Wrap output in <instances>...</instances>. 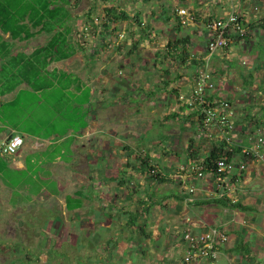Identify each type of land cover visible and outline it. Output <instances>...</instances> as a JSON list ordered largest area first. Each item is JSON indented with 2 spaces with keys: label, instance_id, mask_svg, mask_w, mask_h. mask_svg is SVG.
Returning <instances> with one entry per match:
<instances>
[{
  "label": "crops",
  "instance_id": "obj_1",
  "mask_svg": "<svg viewBox=\"0 0 264 264\" xmlns=\"http://www.w3.org/2000/svg\"><path fill=\"white\" fill-rule=\"evenodd\" d=\"M76 1L67 4L70 17L64 23L63 28H68L65 36L64 32H59L62 29L51 31L44 23L33 27L28 19L22 22L28 33L11 36L9 31L0 29V142L16 134L23 138L22 146L14 154L0 155V204L22 207L25 201L39 200V192L56 194L58 189H50V186L81 182L85 175L78 167L92 172V163L107 156V126L103 121V129L100 126L98 129L94 120L97 114L100 118L106 116L108 78L117 74L115 64L120 68L119 73L125 68L135 67L136 70L137 65L130 60L136 51H143L154 69L161 70L159 62L168 68L178 64L175 75L161 70L168 75L162 76L158 85L148 81L156 90L162 89L168 108L163 115L175 114L174 119L179 122L176 128H171L165 127L168 122L163 120L165 145L174 148V144L170 145L173 136L186 137L189 145L181 148L185 155L183 160L175 152V161H168L165 173L170 180L164 184L170 185L164 193H152L153 197L156 195V209H150L154 214L151 211L150 216L143 217L142 224L137 218L133 225L145 234L147 229L145 237L151 240L144 246L139 245L140 236H136L134 243L139 250L132 248L128 258L134 257L132 264H144L139 261L143 260L141 257L148 258L147 264H178L189 254L184 233L198 235L217 228L226 234V242L217 247L215 257L194 261L195 264H264V146L259 147L260 158H247L241 153L244 148H255V137L250 133L261 123L257 125L258 119L244 120L237 113L238 99L224 82L220 83L231 72V63L243 51L247 40L253 38L251 49L258 43L264 46V0H117L116 6L102 3V12L106 15L112 7L117 9H113L115 16L119 12L125 14L124 18L115 20L111 13L110 18L97 19L86 18L83 12L76 14L79 7ZM178 8L187 10L193 20L182 25L183 16L176 12ZM232 12L242 17L249 34L244 40L232 38L226 48L211 54L220 60L217 63L205 50L210 38L209 23L211 19L226 18ZM56 20L50 18L45 23L50 26L57 23ZM100 21L103 23L98 26ZM85 23L90 24V30ZM128 25L133 37L127 34ZM62 37L66 43L46 49L52 40ZM129 38L133 40L127 43ZM65 53L68 55L62 57ZM112 54L116 56L113 60ZM203 63L208 64L215 82L220 83V86L216 84L213 94L227 100L235 111L227 156L237 166L244 164L245 168L237 167L225 176L209 171L203 172L202 177L196 176L193 168L224 134L220 126L206 132L198 116L179 99L190 95L197 67ZM190 65L194 70H189ZM218 65L220 68H215ZM115 78L118 80L117 76ZM148 81L142 83L148 84ZM118 82L120 85L121 81ZM119 85L115 88V104H123L131 97L141 99L130 94L134 89L122 96L117 91L123 85ZM153 91L146 93L154 96ZM158 99L159 95L157 100L155 97L151 101L153 105L161 101ZM93 131L99 135L103 148L92 147ZM189 150L195 155L189 156ZM88 175L93 177L92 173ZM189 187L193 191L190 192ZM160 203L164 210L158 208ZM119 259H115L117 264Z\"/></svg>",
  "mask_w": 264,
  "mask_h": 264
},
{
  "label": "rangeland",
  "instance_id": "obj_2",
  "mask_svg": "<svg viewBox=\"0 0 264 264\" xmlns=\"http://www.w3.org/2000/svg\"><path fill=\"white\" fill-rule=\"evenodd\" d=\"M76 2L79 4L76 14L83 12L86 18L90 16L89 19L112 17L109 14L113 13V10L108 15L102 12V3L107 2L108 6H116L118 3L117 0H77ZM102 23V21L98 22V26ZM85 26L90 30L89 23H85ZM81 29L83 30L84 27L81 26ZM126 30L129 36L131 34L129 25ZM130 39L126 40L127 43L133 40ZM252 40L253 38L247 40L245 47H242L243 51L234 57L231 72L227 73L228 75L226 74L225 79L220 83L224 82L228 90L234 94V98L238 99L235 103L238 106L237 113L241 114L244 120L251 122L263 116L260 121L261 126L250 133L252 137H256L257 130L264 127V46L258 43L251 49ZM130 53L131 51L128 52ZM255 54H258L259 58H255ZM147 56L148 54L143 51L135 52L130 61L137 65L136 70L135 67L125 68L119 73V66L117 64L113 66L117 74L113 72L115 75L108 78L110 79L108 96L111 101L108 100L106 116L101 115L100 118L97 114L96 121L93 118L98 129L99 126L103 129L105 122L109 150L101 161H97L100 160L97 158L92 163V172L87 168L78 167L77 170L85 175L80 179L81 182L69 186H50V189H58L56 194H51L52 191L39 192V200L25 201L22 207L13 205L9 208L3 203L0 204V264H117L116 258H120L119 264H132L134 257L128 258L127 255L132 248L139 250L134 243L137 240L136 236H140L139 245L144 246L148 240H151L145 237L149 232L147 229L146 234L139 232L136 226L128 223V218L130 213H138L142 210L144 205L141 206V201L148 204L156 203L155 196L164 193L170 184L158 183L154 178L148 181L145 174L137 169L138 163L140 166L137 156L147 152L151 158L150 163L159 165L161 175L167 176L165 171L168 161H175V152L180 156V160H183L184 153L181 148L183 145H189V142H186V137L173 136L170 145L174 144V148L165 145V127L169 125L171 128H176L179 122L174 117H169L170 115H166L167 117L163 115V111H167L168 108L167 104L165 105L162 89L156 90V87L148 81L151 80L158 85L162 76L166 78L168 75L161 70L165 69L175 75L178 64L168 68L164 63L159 62L161 70L154 69L152 61ZM115 57L114 55L112 60ZM210 59L217 63L220 61L215 54ZM188 68L194 70L193 65ZM215 68L218 69L220 66ZM216 72L218 73V70ZM115 76L118 80H115ZM144 80H147L148 84L142 83ZM118 81H121L120 85ZM220 83L216 81L219 86ZM121 84L123 87L117 92L122 93V96H127L126 93L134 89L130 94L141 96L139 97L141 99L131 97L128 100L131 102L115 104V88L116 85L121 86ZM139 87L142 89L140 90ZM150 90H154V96L147 94ZM83 95L86 93L84 92ZM157 95H159L158 100L161 101L153 105L152 100L155 97L157 100ZM163 120L168 124H164ZM162 124L166 126L163 127ZM95 133L93 131L92 147L103 148V142L101 144L99 135ZM102 151L106 154L105 150ZM89 173H92L93 177L88 175ZM105 175L108 177L106 182ZM120 179H123L121 185ZM152 193L156 195L153 197ZM154 206L152 210L156 209ZM158 208L164 210L162 204ZM152 210L138 217L141 222L139 224L144 223L142 218L147 217ZM154 212H151L152 215ZM141 258L143 260L140 259V263L147 264L148 258Z\"/></svg>",
  "mask_w": 264,
  "mask_h": 264
},
{
  "label": "built area",
  "instance_id": "obj_3",
  "mask_svg": "<svg viewBox=\"0 0 264 264\" xmlns=\"http://www.w3.org/2000/svg\"><path fill=\"white\" fill-rule=\"evenodd\" d=\"M176 12L183 16L181 24L186 25L193 20L192 16L184 8L176 9ZM210 38L206 42V54H213L217 50L226 48L232 42V38L245 39L249 32L242 17L236 12H232L226 18L211 19L209 23ZM216 89L215 76L207 67V64L197 67L194 78V86L188 97L180 96L188 109L191 111L199 110L203 115V127L205 131L212 127H219L223 138L229 144L231 142L230 134L234 130L235 111L230 103L213 92ZM255 137V148H244L241 153L245 157L260 158L259 147L264 146V127L257 130ZM23 144V138L20 135H13L0 142V155L9 156L14 154ZM227 148L222 155L215 161L212 171L217 176H225L237 167L241 170L245 168L244 164L238 166L227 156ZM203 162V161H202ZM200 162L193 169L197 177L203 176V163ZM193 191L192 187L188 189ZM183 240L188 244V256L178 264H195L194 261L201 262L202 259L215 257L219 245L226 242L227 236L223 230L212 228L202 234L194 235L190 232L183 234ZM198 264V263H197ZM212 264V263H208Z\"/></svg>",
  "mask_w": 264,
  "mask_h": 264
},
{
  "label": "trees",
  "instance_id": "obj_4",
  "mask_svg": "<svg viewBox=\"0 0 264 264\" xmlns=\"http://www.w3.org/2000/svg\"><path fill=\"white\" fill-rule=\"evenodd\" d=\"M69 0H0V29L2 31H9L11 36H16L19 33H28L29 30L27 29V26L24 25L22 22L25 19H28L29 23L33 27H39L40 24L44 23V27H50L51 31H55L57 28L62 29L59 32L62 33L63 36L68 32V28L64 29V23L69 19L70 17V11L66 8V5L68 4ZM114 8L108 9L110 12ZM115 16L114 13H111ZM125 14L123 12H119V14H116L115 18H124ZM53 18V19H59L61 22L53 23V25H47L45 23L46 20ZM15 26V27H14ZM141 28H145V26L140 24ZM65 37L59 38L56 40H52L51 44L48 45L46 48L47 50L56 47L57 44H63L66 43L64 40ZM56 50V49H55ZM52 50V51H55ZM68 53L62 54V57L67 56ZM186 108H188L185 105ZM192 114H196L199 120V124L203 126V115L200 113L199 110H193ZM169 117H175V114H170ZM263 116H261L257 122V125H259L261 122V119ZM262 124V123H261ZM199 125V126H200ZM229 147V144L225 141L224 138L217 139L214 143L213 149L207 154V156L203 160V172H212L214 175H216L212 168H214L215 161L222 155L224 150ZM230 151H227V154H229ZM189 156H194V151H188ZM138 160L140 161V166L138 167V170L143 172L145 176L150 179L154 178L155 181L158 183H164L168 180H170L167 176L161 175V172L158 169V166H155L150 163V155L147 152H143L142 154H139L137 156ZM121 181L123 182V179H120L119 184L121 185ZM142 206V210L138 213H130V216L128 218V223L131 225H136L137 218L141 215H144L143 213L148 212L154 205L153 202H140ZM146 214V213H145Z\"/></svg>",
  "mask_w": 264,
  "mask_h": 264
}]
</instances>
